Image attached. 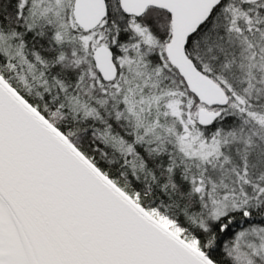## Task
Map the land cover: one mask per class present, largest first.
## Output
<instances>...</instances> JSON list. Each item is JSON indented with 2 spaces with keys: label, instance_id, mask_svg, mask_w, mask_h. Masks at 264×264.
<instances>
[{
  "label": "snow or ice",
  "instance_id": "snow-or-ice-1",
  "mask_svg": "<svg viewBox=\"0 0 264 264\" xmlns=\"http://www.w3.org/2000/svg\"><path fill=\"white\" fill-rule=\"evenodd\" d=\"M0 264H264V0H0Z\"/></svg>",
  "mask_w": 264,
  "mask_h": 264
}]
</instances>
